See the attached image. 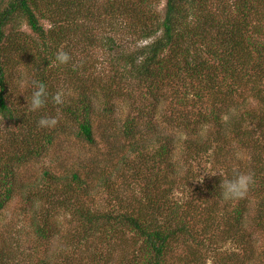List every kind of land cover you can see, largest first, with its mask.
<instances>
[{
  "label": "trees",
  "instance_id": "1",
  "mask_svg": "<svg viewBox=\"0 0 264 264\" xmlns=\"http://www.w3.org/2000/svg\"><path fill=\"white\" fill-rule=\"evenodd\" d=\"M216 1L222 4L219 10L214 0H165L164 17L159 18L156 9L160 0H0V116L20 129L3 142L13 148L21 141L19 163L27 157H38L52 146L60 129L58 124L39 127L38 121L44 116L62 114L79 128L75 132L78 140L95 144L97 127L92 117L114 116L116 106H110L111 98L106 97L104 107L95 113L93 97L98 95L79 93L84 81L94 80L92 74L85 73L95 65L86 59L77 63L74 50L81 44L94 48L105 43L116 52L118 72L110 86L100 88L106 91L104 96L114 92L115 99L132 103L123 134L135 155L123 173L133 179L149 176L156 181L161 177L167 180L165 187L155 196H145V207L126 210L119 206L103 213L92 207V200L91 208L86 203L81 205V193L91 195L89 179L95 173L96 159L90 160L94 166L89 176L74 170L70 178L65 177L64 186L60 185L63 175L46 171L44 178L48 187L60 185L65 201L80 204L76 210L84 221L85 228H78L83 239L98 218H104V224L114 233L124 231L123 241L131 235L129 246L134 255L130 264H205L208 251H218L225 241L235 243L244 254L255 253L252 235L244 226L252 211L249 203L235 201L227 216V208H218L223 200L222 178L245 172L246 164L240 165L238 156L232 155L239 146L253 151L249 168L255 176L249 192L256 200L252 225L258 233L264 232V143L259 141H264V109L248 104L245 96L256 97L264 89V9L257 10L263 0L229 3L237 10L233 21L228 22L224 18L226 1ZM114 21L118 31L123 28L129 34L119 38L121 34L115 33L114 37L100 39V30ZM209 30L215 35L210 36ZM58 50L69 53L68 64L55 62ZM22 61L33 72L31 82H42L48 92L46 105L36 112L10 100L16 90L10 86L11 65ZM129 79L131 89L122 93L123 82ZM68 82L77 96L67 95ZM96 85L90 84V88ZM57 92L63 93L61 105L52 101ZM246 123L254 126L248 135L242 130ZM229 135L236 139V146ZM179 150L183 151L182 162L177 160ZM212 158L216 159L214 163ZM205 163H211L210 172H223L203 177ZM3 170L10 177L13 174L12 169ZM95 174L100 189H109L108 176ZM7 180L0 183L10 185ZM11 193L10 186L0 193V209ZM178 194L183 200L172 202ZM109 197L116 202L122 200L118 193ZM38 231L47 243L51 227L43 224ZM77 243L76 236H65V249L73 254ZM180 244L186 249L181 258H176L173 254ZM73 254L65 256V264H78ZM258 256L264 258V248ZM97 257L92 258V264H101ZM46 261L43 258L39 264H48Z\"/></svg>",
  "mask_w": 264,
  "mask_h": 264
},
{
  "label": "rangeland",
  "instance_id": "2",
  "mask_svg": "<svg viewBox=\"0 0 264 264\" xmlns=\"http://www.w3.org/2000/svg\"><path fill=\"white\" fill-rule=\"evenodd\" d=\"M160 1L161 3H159L156 9L159 18L164 17L166 4L165 0ZM224 1H226L228 7L224 18H228L226 22L233 21L237 8L230 6L229 3L234 4L235 1ZM214 2L217 4L215 9L219 10L222 4L216 0ZM262 3L263 5L257 7L258 11L264 9V0ZM43 23L47 28L50 27L47 22ZM228 24L231 25L232 23ZM115 33L121 34L119 38H125L129 34V31L123 28L118 31L116 21H114L110 26L106 25L103 27V30H100L99 34H97L100 39H104L109 36L114 37ZM208 34L213 36L215 32L209 30ZM97 47L91 48L85 44H81L74 50L77 54L74 60L77 63L82 61V59H86V61L95 65L93 69L90 67L85 73L86 75L92 74L94 80L84 81L79 93L98 95L93 97L95 107L97 108L95 109V113L104 107L105 102H107L106 97L111 98L110 106L112 104L116 106L114 116L107 114L104 118L101 115L92 117L93 124L97 127L95 130L94 145H89L78 140L75 137V132L79 128L74 123L66 120L62 114H59L57 117V127L60 130L58 133L56 132L52 146L38 157L34 159L27 157L23 162L19 163L17 158L21 155L19 151L23 149L21 141L18 140L13 145V148H10L3 141L8 136L17 134L20 129L0 116V182L9 178L7 181L10 184L3 185V183H0V193L8 186L12 189L11 197L5 202L2 209H0V256H2L0 264H39V261L43 258L48 260L46 261L48 264H65V256L73 254L71 249H65V236H69L70 234L71 236H76L79 241L74 248V254L77 256L78 264H92V258L96 255L99 256L97 259L101 264H130L129 262L133 259L134 253L131 250L132 247L129 246V240L132 239V236L127 234L123 241L124 231L118 230L114 233L104 224V218L94 219L93 225H90L88 237L83 239L79 235L78 228L80 226L84 227V221L76 210V207L80 204L75 205L73 202L65 201V191H62L60 188V185H65V177L70 178L74 170L81 172L83 176H87L94 166L90 160L96 159L95 173H100V177L103 175L108 176L110 179V188L100 189L98 177L95 173H92L93 175L89 179L91 183V195L85 196L81 193V205H85L86 203L91 208L92 200V207L95 210H99V212L105 213L104 211L118 210L119 206H122L126 210L129 208L145 207L147 202L143 198L147 195L155 196L157 193L159 194L165 187L164 183L167 181L161 177H157L156 181H153L155 178L149 176H142L141 179H133L130 174L125 175L123 173L127 169L125 168L127 162L133 159L135 155L131 150L130 140L123 134V125L130 113L132 103L125 98H121L120 100L118 98L115 99L114 92L104 96L106 91L102 90L100 86H106V84L110 86V80L115 77V73L118 72L119 67L116 61V52L113 49H110L105 43L103 46ZM121 64L123 65V63ZM11 69L13 74L10 77V86L16 90L10 100L16 106L28 109L25 97L30 98L31 96L33 72L23 61L18 65H11ZM123 83L122 93L126 94L128 89H131L129 87L130 79ZM90 84L98 85L94 89H91ZM65 90L67 95L77 96V93H74V89L70 87L69 82L65 83ZM262 90L259 95L256 94V97L253 98L248 97V94H246L245 96L249 101L248 104H252L254 108L259 105L264 109V89ZM135 102L139 104L137 96ZM244 128L242 129L243 132L245 135H248L250 133L247 131H250L254 126H249L246 123ZM65 129H67L66 132ZM105 129H108L107 133ZM229 136L232 138V145L236 146V139L232 135ZM259 141L261 144L264 143L263 140ZM182 152V150H179L177 159L179 162H182ZM252 152L251 149L240 148V146L238 149L236 148L235 153L234 151L232 152L234 157L238 156L240 165L241 163H243L242 166L246 164L245 172L252 170L249 169L250 166L252 167ZM215 160V158H212L211 163H214ZM211 163L210 165L205 163L206 166H203L207 169L203 173V177L213 176L223 172V170L218 169L210 172L212 168ZM81 167H88L90 170H83ZM195 168H199V165H195ZM3 169H12L13 174L11 177L6 175L7 172ZM196 170L200 171V169ZM46 171L53 175H63V181H61L60 185L55 184L52 187H48L47 180L45 181L44 178ZM233 173L231 172V175ZM152 181L155 183L154 188H152ZM207 181L209 179L205 181V184H207ZM199 183H202V181L199 180ZM195 184L194 182L193 186ZM112 193H118L122 197L121 202L110 199L109 196ZM173 200L172 202H180L183 198L178 194ZM242 201L249 203L248 205H250L252 210L244 226L246 232L252 235L251 239L257 248L255 253L252 256L244 254L243 249L235 243L225 241L218 251L214 253L208 251L209 253L205 264H234L235 261H237L236 264H264V258L258 256V253L264 248V232L261 233V231L258 233L254 225H252L256 200L248 194ZM220 202L218 208H227V212L224 215L227 216L234 209L235 201H225L223 199ZM43 224L51 227V238L47 243L40 237V232L38 231L40 225ZM185 249L186 247L180 244L173 256L181 258L184 255ZM205 250L204 248V253ZM220 252L224 253L222 254ZM100 257L102 258L101 261Z\"/></svg>",
  "mask_w": 264,
  "mask_h": 264
},
{
  "label": "clouds",
  "instance_id": "3",
  "mask_svg": "<svg viewBox=\"0 0 264 264\" xmlns=\"http://www.w3.org/2000/svg\"><path fill=\"white\" fill-rule=\"evenodd\" d=\"M71 61L69 53L63 50H58L55 55V62L60 65L68 64ZM33 91L30 98H26V105L29 111L36 112L44 108L48 100V92L45 84L39 81H33ZM52 101L56 105L64 103L63 93L57 92L52 96ZM58 118L56 116H44L38 121V126L41 128H53L57 125ZM255 182L254 173L251 171L238 172L232 178H222L220 188L222 197L225 201H238L245 199L252 185Z\"/></svg>",
  "mask_w": 264,
  "mask_h": 264
}]
</instances>
